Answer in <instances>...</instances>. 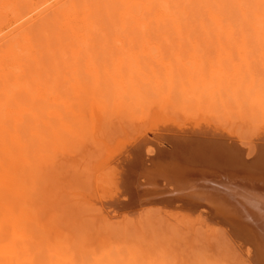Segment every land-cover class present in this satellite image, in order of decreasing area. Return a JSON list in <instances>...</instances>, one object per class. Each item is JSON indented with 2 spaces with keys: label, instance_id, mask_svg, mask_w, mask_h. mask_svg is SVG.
I'll list each match as a JSON object with an SVG mask.
<instances>
[{
  "label": "rangeland",
  "instance_id": "1",
  "mask_svg": "<svg viewBox=\"0 0 264 264\" xmlns=\"http://www.w3.org/2000/svg\"><path fill=\"white\" fill-rule=\"evenodd\" d=\"M0 55L2 129L62 264H259L203 200L128 170L162 132L264 164V0H0Z\"/></svg>",
  "mask_w": 264,
  "mask_h": 264
},
{
  "label": "bare ground",
  "instance_id": "2",
  "mask_svg": "<svg viewBox=\"0 0 264 264\" xmlns=\"http://www.w3.org/2000/svg\"><path fill=\"white\" fill-rule=\"evenodd\" d=\"M14 52L9 54L13 55ZM0 83V97H2V90H5V87L2 86V74L0 75ZM9 86L11 85L9 84ZM22 86L26 85L22 84ZM13 89L12 93L15 92V89ZM27 90H23V93ZM4 96L0 98V264H35L32 261L28 246L29 243H31L30 246L38 244L37 242L32 245L31 241L37 238V234L39 235L41 232L44 234V238H41L39 243L42 244L43 242L46 245V251H44L46 254L42 259L43 263L62 264L65 259H68L65 256L67 254H65L64 247L60 243L57 244L60 236L57 237L56 231L47 220H41L37 205L35 206L34 201L32 202L33 199L31 200L29 197L31 192H26L28 186L25 187V184L29 180L27 181L28 178L25 177L24 170L26 169L24 168L29 161L24 155V150L27 145L24 146L19 137L9 135L6 138L5 131L8 129L6 128L5 131L2 129L4 128L2 126V116L6 112L5 109L2 110ZM8 96L10 97V95ZM56 114L58 115V113ZM55 117L57 116L55 115ZM6 118L5 120H8ZM16 127L19 129V126ZM13 128L10 127L9 130ZM18 129L16 131L20 132ZM16 131L13 134L17 136L19 133H16ZM162 133L159 134L158 144L153 145L156 156L145 161L147 166L143 165L144 161H141L140 164L135 163L136 165H132L128 172H132L133 169L139 171L141 173L140 177L144 178L145 185L150 190H156L160 184L159 181L162 180L165 182H161L164 185L167 183V185L174 186L179 190V196L187 201L203 200L217 216L219 215L222 218L221 221L226 220L225 223L231 226L233 233L239 236L242 235L243 242L255 246V248L257 247L254 249V258L259 264H264V175L259 174V172L255 173L256 163H247V160L244 161L235 149L225 147V142L221 145L215 140L216 138L212 140L207 131L204 136L197 134L200 137L197 141L195 139L180 140L179 136H175V134L172 136V134ZM36 135L37 138L39 134ZM145 141L143 142L146 143ZM261 163H257L258 169H255L260 170L259 166L263 169L264 164ZM258 175H261V177H256ZM250 183L254 188L251 187ZM128 196H131V194ZM251 237L255 240H252ZM37 246L34 248L37 249ZM37 250L39 251V248ZM246 250L253 251L249 247ZM69 261L71 262V260ZM108 264L110 263L108 262Z\"/></svg>",
  "mask_w": 264,
  "mask_h": 264
}]
</instances>
